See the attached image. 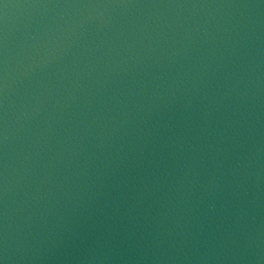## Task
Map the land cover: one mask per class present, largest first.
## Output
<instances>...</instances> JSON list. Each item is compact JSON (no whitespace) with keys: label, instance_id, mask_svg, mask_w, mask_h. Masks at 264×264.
<instances>
[{"label":"water","instance_id":"95a60500","mask_svg":"<svg viewBox=\"0 0 264 264\" xmlns=\"http://www.w3.org/2000/svg\"><path fill=\"white\" fill-rule=\"evenodd\" d=\"M0 264H264V0H0Z\"/></svg>","mask_w":264,"mask_h":264}]
</instances>
